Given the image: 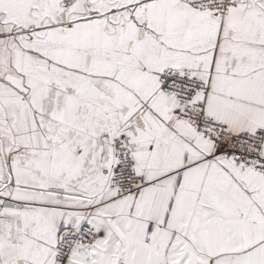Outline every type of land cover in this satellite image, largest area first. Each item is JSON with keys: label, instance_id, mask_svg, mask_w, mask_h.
<instances>
[{"label": "snow or ice", "instance_id": "snow-or-ice-1", "mask_svg": "<svg viewBox=\"0 0 264 264\" xmlns=\"http://www.w3.org/2000/svg\"><path fill=\"white\" fill-rule=\"evenodd\" d=\"M0 264H264V0H0Z\"/></svg>", "mask_w": 264, "mask_h": 264}]
</instances>
